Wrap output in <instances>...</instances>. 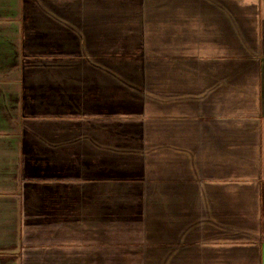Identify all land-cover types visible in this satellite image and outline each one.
Masks as SVG:
<instances>
[{"label":"crops","instance_id":"1","mask_svg":"<svg viewBox=\"0 0 264 264\" xmlns=\"http://www.w3.org/2000/svg\"><path fill=\"white\" fill-rule=\"evenodd\" d=\"M44 1L67 9V47L52 43L51 27L34 24L33 10ZM1 52L0 109L8 99L15 104L10 126L0 125V262L88 252L63 235H29L32 193L79 189L89 179L63 163L36 168L40 117L67 121V132H85L92 144L100 137L88 131L98 132V124L134 126L154 112L157 122L141 124L144 169L132 181L151 203L145 214L155 210L162 227L177 230L159 240V264H264V0H0ZM137 63L147 67L142 83L158 85V101L119 108L131 91L119 84L137 82ZM59 67H67V109L35 110L31 77ZM152 126L158 144L148 137ZM87 147L80 143L81 154H68L67 164L79 157L104 166L101 153L95 161L84 155Z\"/></svg>","mask_w":264,"mask_h":264},{"label":"rangeland","instance_id":"2","mask_svg":"<svg viewBox=\"0 0 264 264\" xmlns=\"http://www.w3.org/2000/svg\"><path fill=\"white\" fill-rule=\"evenodd\" d=\"M57 10L52 3L41 2L39 9L34 8L33 10V22L41 31L48 32V27H51L52 31L49 32L53 36L52 43L67 47V9L58 10L59 12ZM127 38L118 37V40L121 44H126ZM132 42L138 43V39L134 38ZM33 44L36 45V40ZM3 55L4 53L1 52L0 62H4L1 61ZM138 63L135 68L137 82L133 85L119 84L121 87L131 88L130 93H126L127 95L124 96L125 98L119 99V108L134 110V107L140 103H148L149 100L158 101L159 91L155 89L158 85L150 84L149 87L142 83L143 73L147 71V67ZM125 69L121 68V70ZM31 79L35 82L34 85H31L33 86L32 94H34L31 104L35 110L67 109V67L44 69ZM49 81H52V84H49ZM10 87L12 88H9L11 89L10 93H13L14 86ZM11 101L8 99L3 102L9 104L7 106L9 108L2 106L0 109V125L3 127L10 126L11 117H8V113L13 104ZM148 106L155 109L151 105ZM137 112L139 113V110ZM149 113L150 111L145 114ZM154 116V112H152V119H147L145 115L140 114L137 123L135 122L136 125L134 124L136 131L132 128L133 124L130 125L125 121L118 126L98 124V132L95 129L88 131V135L93 140L100 137L97 138L99 142L92 144L84 138L85 132H79L78 129H68L67 132V121L57 122L53 118L48 120L40 117L39 122H35L36 168L63 163L67 165L70 173L72 171L77 174L82 173L89 179H87V184L82 185L79 189L71 186L59 190L50 187L46 190L47 187H44L40 188L38 192L32 193L28 200V213L33 223L29 235L32 237L34 235H63L69 240V245L81 244L83 241L80 240L88 239V242H97V246L89 249L86 253L67 250L66 256L52 252L40 259L35 258L37 257L36 253H33L32 264L35 262L37 264H56L62 263L63 260L66 264H159L160 251L157 250L160 247L159 240L161 237L174 236L177 230L175 226L166 227L164 225L165 227H162L159 216L155 217V210L153 216L145 214L148 204L151 203L148 202L147 194H143L141 191L142 185L132 181L140 177L138 171L144 169L143 141H145L144 134L147 131H145L146 128L142 129L141 124L150 122L151 125V121L157 122L158 118L157 120L153 119ZM25 124L28 125L27 122ZM152 127L148 137L152 144H158L160 141L157 139L158 128ZM106 131L108 132L106 133ZM85 141H87L88 149L83 150L86 151L84 155L95 161V156L97 157L98 153H101V157L105 161L104 166L99 168L98 164L97 166L81 164L78 160L79 157L74 160L69 159L67 164V155L79 156L81 154L79 152L80 143ZM148 150L156 154L157 149L149 146ZM82 207L88 211V220L86 219L85 222L83 219L79 220L83 216ZM113 209L119 210L107 211ZM129 209L136 210V212L130 215L127 211ZM70 210H74L77 215L68 218L71 215ZM148 238L153 242V245L145 242ZM77 240L79 241L76 242ZM148 245L152 246V253L147 252L151 251V248H147ZM149 255L151 261L145 258ZM0 264L10 263L8 260H3Z\"/></svg>","mask_w":264,"mask_h":264},{"label":"trees","instance_id":"3","mask_svg":"<svg viewBox=\"0 0 264 264\" xmlns=\"http://www.w3.org/2000/svg\"><path fill=\"white\" fill-rule=\"evenodd\" d=\"M73 182L75 183L77 186H79L81 183L84 182V180H76L74 179L73 181H70V183ZM94 246H97V242L93 241V242H88V240L83 241V243L81 244H77V245H73V249H80L81 251H85V250H89L91 248H93Z\"/></svg>","mask_w":264,"mask_h":264}]
</instances>
